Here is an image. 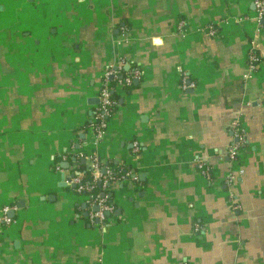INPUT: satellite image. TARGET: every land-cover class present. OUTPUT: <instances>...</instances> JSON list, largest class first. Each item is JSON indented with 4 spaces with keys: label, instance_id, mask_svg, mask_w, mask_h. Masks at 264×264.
<instances>
[{
    "label": "crops",
    "instance_id": "0c3cea01",
    "mask_svg": "<svg viewBox=\"0 0 264 264\" xmlns=\"http://www.w3.org/2000/svg\"><path fill=\"white\" fill-rule=\"evenodd\" d=\"M255 1L0 0V210L15 207L0 222V264H264ZM121 62L142 77L116 92L97 142L96 90ZM237 128L244 143L230 161ZM89 153L100 173L125 171L104 223H89L86 197L66 184Z\"/></svg>",
    "mask_w": 264,
    "mask_h": 264
},
{
    "label": "built area",
    "instance_id": "2783aa9c",
    "mask_svg": "<svg viewBox=\"0 0 264 264\" xmlns=\"http://www.w3.org/2000/svg\"><path fill=\"white\" fill-rule=\"evenodd\" d=\"M257 19L258 21L263 20L264 18V2L255 1L254 3ZM179 27H183V22L180 23ZM207 34L213 36L216 34L213 27H208ZM248 67L250 71H253L258 63V56L251 52L248 57ZM125 62H121L117 67L109 66L104 72V76L100 86L96 90L97 105L94 108V111L91 115L89 121V129L95 136L96 141H100L107 132L109 126V120L116 114L118 103L113 97V93L119 91H126L128 88L132 87V82L135 79H140L142 77V71L134 67L132 70L123 73V66ZM248 77V75H247ZM245 77V78H247ZM110 79H114L115 83L111 85ZM180 86L182 90L193 89L195 84L187 80V77L182 74L180 80ZM235 137L238 139L236 143H233L228 151L227 156L230 161H235L238 151L241 148V145L244 143V138L240 129H235ZM136 150H138L137 144H134ZM87 162L86 171L90 172L92 177L91 183H83V173L75 174L69 181L66 182L68 185H74L77 193H86L85 204L89 207L87 214V219L89 223H104L107 221L115 212L114 205L108 203L106 194L102 195H93L91 192L94 188V183L102 182V191L109 192L110 190L116 188V186L123 181L125 178L124 175L120 177H115L113 172L105 170V174L100 173V169L103 165L101 160L96 156L95 153H89L84 157ZM198 170L201 174L207 179H211L210 172L208 168L204 167L203 164L196 162ZM106 169V168H105ZM242 173V171H240ZM131 179L136 180L135 176H131ZM234 176L229 174L226 178L227 185L233 183ZM97 207V211H93V208ZM15 210V207H3L0 210V222L8 225L11 223V218L7 216L9 211ZM109 215V216H107ZM200 230L199 225H194V232Z\"/></svg>",
    "mask_w": 264,
    "mask_h": 264
},
{
    "label": "trees",
    "instance_id": "16d2710c",
    "mask_svg": "<svg viewBox=\"0 0 264 264\" xmlns=\"http://www.w3.org/2000/svg\"><path fill=\"white\" fill-rule=\"evenodd\" d=\"M110 83H111V85H113L114 83H115V80L114 79H110ZM113 97H114V99H116V101H117V103H118V101H119V99H120V96H118L115 92L113 93ZM79 170H81L82 171V173H83V183H91V181H92V177H91V175H90V172L89 171H86V166L84 165H80L79 167ZM125 173V171H124V169L123 168H115V169H113V175L115 176V177H120V176H122L123 174ZM94 185V188H93V190H92V194L93 195H102V194H108L107 192H105V191H102V182H96V183H94L93 184ZM75 189V188H74ZM83 195L86 197L88 194H86V193H83ZM107 201H108V203H110V204H112V200H111V197H107Z\"/></svg>",
    "mask_w": 264,
    "mask_h": 264
},
{
    "label": "water",
    "instance_id": "95a60500",
    "mask_svg": "<svg viewBox=\"0 0 264 264\" xmlns=\"http://www.w3.org/2000/svg\"><path fill=\"white\" fill-rule=\"evenodd\" d=\"M261 23L264 24V20H261ZM67 166H68V165H67L66 163L63 164V168H67ZM105 172H106L105 169L101 171L102 174H105ZM72 187L74 188V185H72ZM93 211H97V207H94V208H93ZM114 215H115V214H114ZM7 216H8L9 218H12V217L14 216V212H13V211H9L8 214H7ZM107 216H109V215H107Z\"/></svg>",
    "mask_w": 264,
    "mask_h": 264
}]
</instances>
